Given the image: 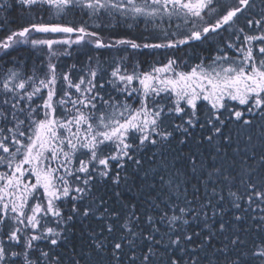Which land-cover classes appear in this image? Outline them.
Instances as JSON below:
<instances>
[{"label": "snow or ice", "instance_id": "snow-or-ice-1", "mask_svg": "<svg viewBox=\"0 0 264 264\" xmlns=\"http://www.w3.org/2000/svg\"><path fill=\"white\" fill-rule=\"evenodd\" d=\"M0 264H264V0H0Z\"/></svg>", "mask_w": 264, "mask_h": 264}, {"label": "trees", "instance_id": "trees-1", "mask_svg": "<svg viewBox=\"0 0 264 264\" xmlns=\"http://www.w3.org/2000/svg\"><path fill=\"white\" fill-rule=\"evenodd\" d=\"M119 35H125V33L121 32V33H119ZM140 58H141V59H144L145 57L141 56ZM65 62H66V63H71L72 61H70V60H66Z\"/></svg>", "mask_w": 264, "mask_h": 264}, {"label": "rangeland", "instance_id": "rangeland-1", "mask_svg": "<svg viewBox=\"0 0 264 264\" xmlns=\"http://www.w3.org/2000/svg\"><path fill=\"white\" fill-rule=\"evenodd\" d=\"M107 35V34H106Z\"/></svg>", "mask_w": 264, "mask_h": 264}]
</instances>
